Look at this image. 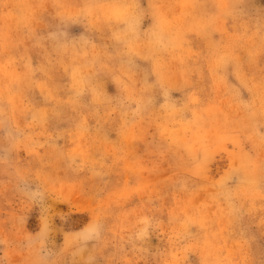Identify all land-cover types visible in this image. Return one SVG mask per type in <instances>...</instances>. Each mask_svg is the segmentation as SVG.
<instances>
[{
    "label": "rangeland",
    "instance_id": "374dc122",
    "mask_svg": "<svg viewBox=\"0 0 264 264\" xmlns=\"http://www.w3.org/2000/svg\"><path fill=\"white\" fill-rule=\"evenodd\" d=\"M0 264H264V0H0Z\"/></svg>",
    "mask_w": 264,
    "mask_h": 264
}]
</instances>
